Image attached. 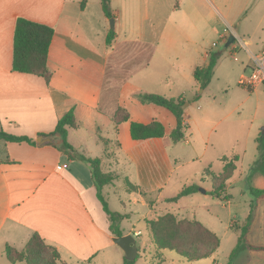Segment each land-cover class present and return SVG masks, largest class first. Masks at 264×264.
I'll return each mask as SVG.
<instances>
[{
	"label": "crops",
	"instance_id": "crops-1",
	"mask_svg": "<svg viewBox=\"0 0 264 264\" xmlns=\"http://www.w3.org/2000/svg\"><path fill=\"white\" fill-rule=\"evenodd\" d=\"M119 1L123 7L115 6V1L110 0L114 23L117 22V17L121 18V11L127 10L126 7L130 3V0ZM132 1L135 5V0ZM203 1L208 6V13L218 14V17L227 24L226 30L234 32L235 41L238 31L242 33L243 25V18L238 14L245 13L247 18L249 16L247 12L256 5L252 14L255 15L257 23L264 19V1L261 4H257L256 0ZM139 8L140 0L136 12ZM18 17L54 28L47 58V67L51 72L48 83L40 76L11 69L13 32ZM108 19L104 14L101 0H0V130L13 135L29 136L35 140L37 136H42L36 145L0 139L2 252L6 245L22 249L34 232L58 247L62 254L67 256L63 257L66 264L91 263L99 256L103 257V261H107L106 256L116 251L112 241L114 236L109 230L110 223L97 198L89 166L60 152L55 146L60 143L59 138L43 135L53 131L58 119L70 109L73 110L76 126L67 128L68 141L78 153L87 157L91 156L92 150L89 143L94 142L96 146L98 142L102 144L103 140L107 141V146L103 147L99 157L101 169L103 172L115 173L118 176L115 181L121 177L122 180L127 178L138 186L139 190L146 192L147 197H144L139 191L126 189L130 202L148 209L144 220L153 219L150 217L151 211L161 201L164 189H176L180 186V179L172 180L179 166L176 165L177 159L171 157L165 150V145L174 142L168 135L135 141L129 135V123L134 121L147 124L157 120L164 125L166 133L169 134L177 126L175 116L166 109L170 113L167 125L156 116V108L148 106L155 104L141 103L136 94L138 92L160 94L161 91H156L153 86L171 92L180 85L178 79L187 81L188 73L193 82L191 84L187 82L182 86V92L195 91L199 85L193 77L194 69L207 64L210 53L205 52L199 57L193 51L194 55L184 62L187 71L185 74L180 73L183 68L176 64L178 58L175 56L179 51V45H176L178 42L169 38L165 40V45L161 46L164 47V51L160 50L167 22L160 27L157 38L150 41L142 39L143 34L137 17L139 35L131 39L125 36L121 40L119 31L109 27ZM120 26L122 27V21ZM111 28L115 32V37L110 44H106V36ZM228 35L219 33L224 42ZM189 43L186 42L191 47ZM126 45H132L142 52L147 50V59L142 62L140 52L137 51L118 52L120 47ZM245 46L249 59L243 69L238 70V84L240 77L246 73L241 70H247L251 66L250 55L258 54L264 44L259 51L251 48L247 40ZM154 63H161L162 69L166 65L170 66L171 72L164 73L162 77L157 76L151 69ZM242 87L249 91L255 90ZM196 97L198 95L193 93L190 98L195 100ZM208 97L211 101L207 100L202 106L197 104L195 108L203 110L199 120L201 125H206V133L200 129L198 135L201 139L206 136L204 139L206 149L213 132L223 124V119L214 120V117L221 113L225 117L230 116L241 104L234 108H226L220 103L215 104L214 95L209 94ZM168 98L178 97L170 95ZM201 99L202 97L196 101ZM185 106H189V103ZM118 108L125 109L129 119L115 125L112 116ZM259 114L257 104L254 108V117ZM260 115V118L264 119V111ZM182 123L183 129L189 130L190 123L197 126V119L184 109ZM231 123L228 127L234 126ZM104 130L112 132L110 138L104 136ZM71 133L75 138L74 143L70 139ZM183 133L184 137L179 142L185 140V143L189 144L186 133ZM237 156L239 160L236 167L240 161V154ZM123 164L128 166L126 173L119 172L114 167L116 165L119 168ZM236 172L237 168L228 181L227 188ZM124 174H127V177ZM115 181L105 185L102 191L106 189L108 192L109 186L115 187ZM183 188L177 189L178 192ZM153 194L155 197L152 199ZM167 198L169 197H165ZM181 199L165 203L176 205ZM148 213L149 217L146 215ZM173 213L179 215L177 212ZM122 214L127 216L128 213ZM154 214L153 211V216ZM125 220H129L128 217L120 224L123 235L130 234L123 227ZM202 224L207 227L205 223ZM1 262L7 264L2 260ZM7 262L12 264L8 260Z\"/></svg>",
	"mask_w": 264,
	"mask_h": 264
},
{
	"label": "rangeland",
	"instance_id": "rangeland-1",
	"mask_svg": "<svg viewBox=\"0 0 264 264\" xmlns=\"http://www.w3.org/2000/svg\"><path fill=\"white\" fill-rule=\"evenodd\" d=\"M114 1L116 3L115 6L123 7L121 1ZM262 1L264 0H256L257 4H261ZM137 6L138 0H135V5L130 0L129 5L126 7L127 10L121 11V18L117 17L116 23H114L112 17L108 19L109 27L113 25V29L119 31L121 40L125 36L131 39L135 35H139L137 17L143 34L142 39L150 41L157 38L160 27L167 22V29L164 31V36H162L160 48L165 45V40L169 38L178 42L176 44L179 45V51L175 55L178 58L176 64L181 69L183 68V71L180 70V73L184 72V74L187 71L184 62L194 55L193 51L199 57L205 52L210 54L218 53L217 63L214 67L211 80L203 93H201L202 88H197L195 91L187 90L186 92H182V86H185L187 82L188 84L193 82L189 73L187 81L181 78L178 79L180 85L171 92L160 90V88L153 86L156 91H161L160 95L165 97H170V95H174L175 97L182 96L185 101L181 105V108L183 107V110L186 109L190 113V116L197 119L198 127L194 123H190L191 129H182L186 133V140H189V144H186L185 140H183L176 144L169 142L165 145V150L171 157L177 159L176 165L179 166L173 174L172 180L177 181L180 179V186L176 189L167 188L163 190L161 201L153 209L155 214L153 216V211H151L150 217L156 219L166 212H177L184 218H195L201 223H205L207 227L216 233L220 238V245L211 257L196 261L186 260L173 250L161 249L159 251L152 244L150 233L143 219L148 209L128 200L127 188L122 177L115 181V187L109 186L108 192L105 189L102 191V194L111 210L121 214L128 213L126 217L129 220L124 221L123 227L126 232H130L136 239L139 255L136 264H226L229 253L235 246L238 234L240 233V231L234 232L230 230L229 226L236 221L243 222L251 202L254 205V221L247 234L246 241L251 245L264 247V198H255L249 192L250 186L264 189V174L261 172L252 173L251 171V166L258 155L255 138L262 134L264 126V119L260 118V114L264 111V86H258L254 91H249L243 89L238 84V70L243 69V66L249 59L245 51V41L249 42L251 48L258 49L257 51L263 47L264 19L260 23H257L255 15L252 14L256 5H253L247 12L249 14L247 18L245 17V13L238 14L240 18H243L242 33L238 31L236 41L221 50L225 42L220 38L219 33L228 35L229 33L234 34V32L230 29L229 31L226 30L228 29L227 24L218 17V14L208 13V6L203 0H140V8L136 12ZM111 19H113V23ZM121 21L122 27L120 26ZM187 41L190 42L191 47L186 44ZM163 48L160 50L164 51ZM120 51L125 53L132 51L140 52L142 62L148 57L147 50L142 52L132 45L120 47L118 52ZM115 57L118 58L116 55ZM160 64L154 63L151 67L157 76L162 77L164 73L171 72L170 66L164 65L165 67L162 69ZM241 71L243 73L246 71V75L249 72V68ZM145 87L147 86L145 85ZM193 93L196 96L198 95L195 100H191L190 98ZM209 94L214 95L215 104L220 103V105L226 108H234L239 103L241 104L230 116L225 117L221 113L219 116L214 117V120L223 119V124L213 132L206 149V140L204 142L206 136L204 139H201L198 135L200 129L206 133V125H201L199 120L203 110L200 111L195 108L197 104L202 106L207 100L211 101V98L208 99ZM247 95H250V97H247ZM200 97H202L201 101H196ZM188 103L189 106L184 107ZM257 104L260 114L254 117V108ZM148 106L156 108V116L168 125L169 111L155 105ZM230 122L234 126L228 127ZM111 135L112 132L110 130H104V136L110 138ZM70 139L74 143L75 138L72 133L70 134ZM97 144L95 146L94 142L89 143V147L92 149L90 157H100L105 145L99 142ZM238 154H240V161L237 164L236 176L230 181L227 188V192L231 198L221 200L211 194L212 186L209 171L215 174L219 173L223 165L222 159ZM114 167L119 172H128L127 164H123L119 168L116 165ZM130 171L132 170L130 169ZM124 176L127 177V174H124ZM186 185H196L198 188L195 192L182 196L183 198L181 197L182 199L180 198L181 200L176 205L163 201L165 197L175 196L178 193L177 189H181V187L183 188ZM153 197H155L154 194L151 198L153 199ZM179 208L182 209L180 210ZM149 213L146 214L147 217H149ZM179 215H177V218L180 217ZM47 243L59 252L60 258L58 263L66 264L63 257L66 258L67 256L62 254L55 245ZM115 246L116 251L106 256L107 261H103V257L99 256L91 263L83 262L81 264H122L124 253L117 245ZM3 253L0 251V264H2L1 260L9 264ZM160 253L164 257L162 261L160 260ZM234 264H264V249L252 250L245 248L239 252L234 260Z\"/></svg>",
	"mask_w": 264,
	"mask_h": 264
},
{
	"label": "trees",
	"instance_id": "trees-1",
	"mask_svg": "<svg viewBox=\"0 0 264 264\" xmlns=\"http://www.w3.org/2000/svg\"><path fill=\"white\" fill-rule=\"evenodd\" d=\"M104 14L107 18L112 17L110 10V0H101ZM54 34V28L50 25L36 22L24 17H18L15 22L12 43V65L13 71L30 73L42 77L46 83L49 82L51 72L47 67V58L49 46ZM115 37V32L111 28L106 36V44H110ZM218 53H211L209 62L205 65L198 66L194 69L193 77L198 83L199 88L205 89L212 77L213 68L216 64ZM136 98L143 104H155L169 110L176 118V127L169 133H166L164 125L157 120L143 124L130 121L129 135L135 141H141L149 138H161L167 136L174 143L183 139V109L181 105L185 99L182 97L168 98L160 94L149 92H138ZM129 119L128 112L123 108H118L112 116L115 125L127 121ZM75 117L73 110L70 109L64 113L57 121L53 131L43 134L44 136H56L60 139V143L55 145L57 149L66 154L68 158L80 160L86 163L91 171L93 184L96 188L97 198L100 201L104 212L109 220V230L113 236L123 235L120 227L122 220L126 215L117 211H112L108 202L102 194V188L105 185L112 184L118 176L112 172H103L101 169V159L99 157H87L76 151L74 146L67 139V128L75 127ZM0 139L11 142H26L36 145V140L25 135H13L0 130ZM258 155L257 159L251 166L252 173L261 172L264 174V135L260 134L256 138ZM105 147L107 141L103 140ZM239 160L237 155L224 157L222 159L223 166L219 173L209 172L212 189L211 194L221 200L231 198L227 193L228 181L233 177L236 171V162ZM126 188L129 191H139L141 195L147 197L146 192L139 190L138 186L132 184L127 178L124 179ZM198 186H185L175 196L165 199V202H176L182 196L188 195L197 190ZM249 192L255 198H264V189L250 186ZM152 203V202H149ZM254 205L250 204L247 216L243 222L236 221L229 226L232 231H240L237 242L228 256L226 264H234L235 258L239 252L248 249H264L247 243V234L254 221ZM264 213V206H263ZM146 227L150 233L152 244L160 251L161 249H169L175 251L178 255L189 261H196L209 258L215 253L220 245V238L213 231L205 227L195 218L179 217L171 212L159 216L156 219H145ZM4 255L7 260L14 264L23 262L25 264H59V252L37 232H34L28 239L24 247L20 250L6 245ZM161 261L164 257L160 253ZM135 260H126L123 258L122 264H136Z\"/></svg>",
	"mask_w": 264,
	"mask_h": 264
},
{
	"label": "water",
	"instance_id": "water-1",
	"mask_svg": "<svg viewBox=\"0 0 264 264\" xmlns=\"http://www.w3.org/2000/svg\"><path fill=\"white\" fill-rule=\"evenodd\" d=\"M113 23V19H111ZM113 27V25H112ZM235 41V36L230 33L223 44L221 50L225 49L229 45L233 44ZM183 108V107H182ZM177 130H179V126L177 127ZM262 135H264V126L262 128ZM41 135L36 137V143L39 144ZM205 192V190H203ZM112 241L115 245H117L124 253V258L126 260H135L138 254V248H137V243L136 239L132 234H126V235H121V236H114L112 238Z\"/></svg>",
	"mask_w": 264,
	"mask_h": 264
},
{
	"label": "built area",
	"instance_id": "built-area-1",
	"mask_svg": "<svg viewBox=\"0 0 264 264\" xmlns=\"http://www.w3.org/2000/svg\"><path fill=\"white\" fill-rule=\"evenodd\" d=\"M250 58L249 72L240 77L239 84L248 89L264 86V47L258 54L250 55Z\"/></svg>",
	"mask_w": 264,
	"mask_h": 264
}]
</instances>
